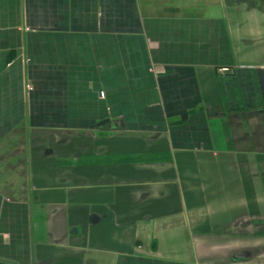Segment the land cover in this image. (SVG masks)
Returning <instances> with one entry per match:
<instances>
[{
  "label": "crops",
  "instance_id": "crops-1",
  "mask_svg": "<svg viewBox=\"0 0 264 264\" xmlns=\"http://www.w3.org/2000/svg\"><path fill=\"white\" fill-rule=\"evenodd\" d=\"M0 258L264 264V0H0Z\"/></svg>",
  "mask_w": 264,
  "mask_h": 264
},
{
  "label": "water",
  "instance_id": "water-1",
  "mask_svg": "<svg viewBox=\"0 0 264 264\" xmlns=\"http://www.w3.org/2000/svg\"><path fill=\"white\" fill-rule=\"evenodd\" d=\"M0 264H17L16 262L0 258Z\"/></svg>",
  "mask_w": 264,
  "mask_h": 264
},
{
  "label": "built area",
  "instance_id": "built-area-1",
  "mask_svg": "<svg viewBox=\"0 0 264 264\" xmlns=\"http://www.w3.org/2000/svg\"><path fill=\"white\" fill-rule=\"evenodd\" d=\"M228 68H222V71H226ZM102 96H104V93L101 94Z\"/></svg>",
  "mask_w": 264,
  "mask_h": 264
}]
</instances>
